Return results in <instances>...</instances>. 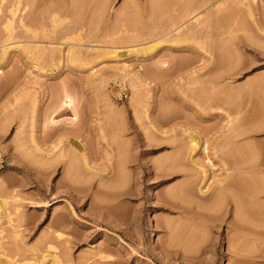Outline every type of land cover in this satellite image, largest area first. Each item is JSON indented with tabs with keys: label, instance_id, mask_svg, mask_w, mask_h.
I'll return each instance as SVG.
<instances>
[{
	"label": "rangeland",
	"instance_id": "1",
	"mask_svg": "<svg viewBox=\"0 0 264 264\" xmlns=\"http://www.w3.org/2000/svg\"><path fill=\"white\" fill-rule=\"evenodd\" d=\"M194 1L197 5L208 4L197 9L202 20L205 17L221 20L230 12L223 28L225 39L230 42L226 43L230 72L215 71L216 52L198 48L195 42L180 50L167 42L155 46L159 42L155 36L162 37L159 33L167 34L169 29H174L171 22L176 19V13L179 15L178 4L184 5L188 0L45 1V7L61 8L60 25L67 29L57 27L58 31L63 30L60 33H66H55L53 43L64 49L66 45L69 47V41H74L71 45L82 53L79 54L82 61L79 63V58L75 64L64 53L66 62L59 67L55 61L54 66L53 63L48 66L44 59L35 60L24 48L13 51V46H22L24 39L19 35L20 40L16 41L12 34L14 44L5 37L9 30L5 11L15 10L14 27L28 8L23 0L19 1L21 4L17 0L1 2L0 196L6 197V201L0 208V237L10 238L0 241L1 245L5 244L0 245V264H52L51 258L58 255L61 264L66 261L72 264H264L262 235L227 228L235 218L232 208L220 207L212 214L216 219L192 211L198 199L208 197L220 179L236 173L231 168L236 159L231 160V155L237 148L256 143L252 146L257 147L259 155L247 167L263 162L264 128L260 130L262 133H253L250 138H230L236 133V125L246 129L250 123L253 128L259 126L258 121L264 122V85L250 87L257 77H264V0H239L242 6L236 5V13L228 7L225 11V6L217 0ZM209 10L211 13L207 14ZM195 19L184 24L187 27L184 30L195 26ZM148 34L154 35L150 38ZM62 35L68 39L61 40ZM148 45L155 48L147 54L131 53ZM5 49L6 52L2 51ZM226 72L233 77L216 84L211 82L213 85L208 83ZM65 93L72 99V109H58ZM48 117H54L56 124L47 123ZM185 128L189 132L184 133ZM190 135L203 138L201 142L205 139L202 144L207 145V154L202 151V145L200 151L192 154L193 161L201 162L205 173L198 171L202 175L197 172L193 180L190 175L195 172L188 154L183 156L177 144ZM30 137L34 138V144ZM35 143L51 154L46 158V154L37 153L36 147L31 146ZM173 144L180 152H176ZM73 147L75 151L85 149L93 174L78 163L81 162L78 152L74 156L80 160H77L80 171L72 170L78 176L66 171L62 160L58 162L60 158L55 153L60 150L58 154L66 150L69 153ZM174 151L176 156L182 155L179 156L182 161L178 157H175L177 162L170 161L171 172L165 159L174 157ZM55 160L58 163L53 164ZM248 175L252 174L245 176ZM256 176L264 179V171ZM189 181L195 186L192 184L186 195L180 188L176 192L181 185L187 187L184 183ZM199 185L202 190L208 185L210 188L202 195L197 190ZM14 196L20 199L15 201ZM260 200L264 203V197ZM15 205L20 206L19 213L12 209ZM251 212L248 214H253L249 215L252 222L248 216L244 220L251 227L261 225L259 221L264 219V214L260 218V212ZM12 231L20 233L16 244L12 242L16 236ZM65 240L66 245L60 244ZM43 241L52 244L45 248L47 253L41 251L42 256L35 247L43 248L46 245Z\"/></svg>",
	"mask_w": 264,
	"mask_h": 264
},
{
	"label": "bare ground",
	"instance_id": "2",
	"mask_svg": "<svg viewBox=\"0 0 264 264\" xmlns=\"http://www.w3.org/2000/svg\"><path fill=\"white\" fill-rule=\"evenodd\" d=\"M3 0H0V4H1V2H2ZM20 0H17V3H20L19 2ZM23 1H25V3H26V7L28 8L27 9V11L25 12V13H23V14H21L19 17H18V19H17V23H16V25L14 26V27H12V25L14 24H12V20H13V18H14V16H15V10L13 9H9V10H6L5 12H6V14H7V19H5L6 21H7V25L5 24L6 22H4V24L6 25V26H8V28H9V30H8V36H5V37H7V39L10 41V39L12 40L11 42L13 43L14 41L13 40H15L16 39V41H18V40H20V39H18V37L20 38V36H22L23 37V39H24V41L23 42H21V45L22 46H20V47H15V46H13L14 48H13V51H14V49H21V50H23L24 51V49H25V52L27 51L28 52V54L27 55H29V53L31 54V55H33L32 56V58H34L35 60H37V59H41V60H43L44 59V64L46 63L48 66L50 65V63L52 64L54 61L55 62H57V65L56 66H58L59 67V65L63 62V61H65L66 62V60H64V53H65V55H66V57H68L69 59H71L70 61L72 62V63H74L75 64V62H78V60L77 59H79L80 61H79V63L82 61V59H81V55H79V54H82L81 53V51H80V49H78V48H76L75 47V45H71V42H73L74 43V41H69V44L71 45H69V47H67V43L65 44V42H64V44L66 45V47H67V49H66V52L64 51V49L66 48H64V49H59L60 47H58L57 45H56V43H53V35H55V33H56V35L58 34V33H60V31H63L62 29H65V30H67L66 29V27H62L60 24H61V17L59 16V14L58 13H60L59 11L61 10V8H60V10H59V8L57 7V9H56V7L55 8H51V7H45V1H47V0H23ZM80 1H82V0H80ZM169 1V0H168ZM181 1V0H180ZM203 2V1H202ZM201 2V3H202ZM218 4H220L221 6L223 5V6H225L224 7V9H225V11L227 10V7L228 8H231V10H233L234 8L237 10V6L236 5H238L240 2H239V0H217L216 1ZM152 3V2H151ZM180 3V2H179ZM197 2H195L194 0H188V2L186 3V4H184V5H181L180 6V4H178L179 5V7H180V11H179V15L177 16V13L175 14L176 15V19H174V20H172L173 22H171V24H172V27L174 28H172L173 30H171L170 31V29H169V31L168 32H166L167 34H165V33H159L160 35L162 34L163 36L162 37H159L157 34V36H155V40H156V38L158 37L159 39H158V44L157 45H155L156 43H154V44H152V45H155L156 47L159 45V44H161V43H163L164 44V42H167V43H169L171 46H175V47H177V48H179L178 50H180L181 48H185V45H188L190 42L191 43H193L194 44V42H195V44L198 46V48H199V46H200V48L201 49H203V47L207 50L208 49V52L211 50V51H215L216 52V54H214V62H215V64H214V68L213 69H215V71L216 70H223V71H229L230 72V70H231V68H230V66H229V61L227 60V57H228V54H227V44L228 43H230L228 40L226 41V39H225V33H226V31L224 30V32H223V28H225V26H224V23H226L228 20H229V14H230V10L229 11H227V12H229L228 13V15H225L227 18H224L225 16L223 15V18H224V20H223V18L220 20V18L218 19V17H215V18H206L205 16V19L203 18V20L201 19V17L199 18V12H198V8H200L201 6H202V4L204 5V3H206V2H203L201 5L200 4H196ZM21 4V3H20ZM103 3H101V5H102ZM160 4V3H159ZM173 4V3H172ZM207 4V3H206ZM155 5V4H154ZM208 5V4H207ZM239 5H241V4H239ZM21 6V5H20ZM98 6H99V4H98ZM155 6H157V5H155ZM155 6H153L154 8H156ZM206 6V5H205ZM222 6V7H223ZM242 6V5H241ZM103 7V5L100 7V8H102ZM152 7V8H153ZM178 7V8H179ZM221 7V8H222ZM12 8V7H11ZM220 8V7H219ZM218 8V9H219ZM26 9V8H25ZM173 9H174V7H173ZM213 9V8H212ZM224 9H222V10H224ZM235 9L232 11L233 13H234V11H235ZM157 10V9H156ZM172 10V9H171ZM178 10V9H177ZM242 10V9H241ZM2 10L0 9V13H2L1 12ZM4 11V10H3ZM101 10H99L98 12H100ZM130 11V10H129ZM218 12V11H217ZM226 12V13H227ZM231 12V13H232ZM153 13V12H152ZM155 13V12H154ZM211 13V11L209 10V12L207 13V14H210ZM225 13V14H226ZM235 13H236V11H235ZM246 13V12H245ZM162 14V13H161ZM169 14V13H168ZM64 15V14H63ZM125 15V14H124ZM153 15V14H152ZM3 16V15H2ZM119 16V15H118ZM9 17V18H8ZM197 17V18H196ZM233 17V16H232ZM196 18V19H195ZM217 18V19H216ZM192 19H195L194 20V25L195 26H193V27H188V29L187 30H184V28L186 27H184V24H186L188 21H190V20H192ZM201 19V20H200ZM9 21H11L10 23H9ZM16 21V20H15ZM119 21V20H118ZM157 24V23H156ZM193 25V24H192ZM234 25V24H233ZM59 26H61L62 27V29L60 30L59 29V31L57 30V27H59ZM171 26V25H170ZM224 26V27H223ZM241 26H242V24H241ZM161 27V26H160ZM5 28V27H4ZM7 28V29H8ZM69 28H70V26H69ZM68 28V29H69ZM75 28V27H74ZM187 28V27H186ZM185 28V29H186ZM156 30V29H155ZM17 31V33H14V32H16ZM58 31V32H57ZM149 31V30H148ZM65 32V31H64ZM64 32H62V33H60V34H64ZM120 32V31H119ZM172 32H175L170 38H166L170 33H172ZM66 33V32H65ZM140 33V32H139ZM143 33V32H142ZM141 33V34H142ZM145 33V32H144ZM153 33V32H152ZM151 33V34H152ZM12 34L15 36V39L13 38V36H12ZM59 34V35H60ZM69 34V33H68ZM141 34H140V36H141ZM151 34H148V35H150L151 37L150 38H152V36L154 35H151ZM20 35V36H19ZM113 35V34H112ZM143 35V34H142ZM228 35V34H227ZM241 35H242V33H241ZM66 36V35H65ZM147 36V35H146ZM145 36V37H146ZM229 36V35H228ZM71 37V36H70ZM143 37V36H142ZM145 37H143V38H145ZM66 38H67V36H66ZM66 38H64V35H62V37H61V40L63 39V41L64 40H66ZM71 38H73V36L71 37ZM140 38V37H139ZM56 39V38H55ZM68 39V38H67ZM131 39V38H130ZM153 39H154V37H153ZM232 39V38H231ZM249 39V38H248ZM5 41H6V39H4ZM71 40V39H70ZM73 40V39H72ZM144 41H145V39H143ZM154 40V41H155ZM201 41V43H198V41ZM57 41V40H56ZM68 41V40H67ZM80 41V40H79ZM151 42H153V40L151 41ZM6 43V42H5ZM8 43H10V42H8ZM18 43V42H17ZM227 43V44H226ZM7 44V43H6ZM14 44H16L15 42H14ZM20 44V43H19ZM57 44H59V43H57ZM75 44V43H74ZM251 44V43H250ZM261 43H259V45H260ZM18 45V44H17ZM59 45H63V44H59ZM64 45V46H65ZM77 45V44H76ZM152 45H151V47H150V45H148V46H144L142 49L141 48H139V50H135V49H133L132 50V52L131 53H134V52H136L137 54L139 53V55L140 54H147L151 49L153 50L154 48H155V46L154 47H152ZM195 45V46H196ZM258 45V46H259ZM57 46V47H56ZM245 46V45H244ZM7 47V49H9V47L8 46H6ZM247 47V46H246ZM24 48V49H23ZM63 48V47H62ZM81 48V47H80ZM176 48V49H177ZM197 48V47H196ZM114 49V48H113ZM201 49H200V51H201ZM230 49V48H229ZM199 50V49H198ZM205 50V51H206ZM2 51H4V52H6L7 50L5 49V50H2ZM9 51V50H8ZM115 51V50H114ZM3 52V53H4ZM26 52V53H27ZM112 52V51H111ZM116 52V51H115ZM207 52V51H206ZM207 52V55L209 54ZM240 52V51H239ZM2 53V52H1ZM3 53H2V55H3ZM88 53V52H87ZM108 53V52H107ZM114 53V52H113ZM112 53V54H113ZM130 53V54H131ZM5 54V53H4ZM106 54V53H105ZM109 54V53H108ZM107 54V55H108ZM111 54V53H110ZM111 54V55H112ZM211 54V53H210ZM116 55V54H115ZM210 56V58H211V55H209ZM212 57H213V54H212ZM82 58H83V56H82ZM201 58H203V57H201ZM200 58V59H201ZM29 59H30V56H29ZM67 59V58H66ZM85 59V58H84ZM91 60V59H90ZM32 61V60H31ZM40 61V60H39ZM38 61V62H39ZM86 61V60H85ZM200 61V60H199ZM232 61V60H231ZM36 62V61H35ZM68 62H69V60H68ZM70 62V63H71ZM200 62H204V61H200ZM209 63H211V61H208ZM71 63V64H72ZM78 63V64H79ZM201 63V64H202ZM207 63V62H206ZM205 63V64H206ZM235 63V62H234ZM247 63V62H246ZM41 64H42V61H41ZM54 64L55 63H53V66H54ZM163 65V64H162ZM47 66V67H48ZM88 67H89V65H87ZM91 66V65H90ZM40 67V66H39ZM201 67V66H200ZM204 67V65L202 66V68ZM211 67V66H210ZM251 67V66H250ZM43 68V67H42ZM202 68H200V69H202ZM238 68V67H237ZM198 69V68H197ZM250 68H247L246 70H249ZM153 70V69H152ZM244 70V69H243ZM40 71V70H39ZM158 71V70H157ZM209 71L211 72V70L209 69ZM214 71V70H213ZM154 72H156V70L154 71ZM210 72H208L207 71V74L208 73H210ZM226 72V74H228V76H226L225 77V73H223L224 74V76H223V74H219V75H217L214 79H212V81H209L208 83H210V84H216L217 82H219V81H221V80H224L225 78H232L233 77V74H230V73H227ZM232 72V71H231ZM237 72H238V70H237ZM239 72H241V71H239ZM238 72V73H239ZM0 73H1V71H0ZM158 73V72H157ZM156 73V74H157ZM155 74V75H156ZM205 74V73H204ZM237 74V73H236ZM152 76H153V74H152ZM204 76H206V75H204ZM210 76V75H209ZM208 77V76H207ZM203 78V77H202ZM211 79V77L209 78V80ZM256 80V79H255ZM205 81H208V79H206ZM212 82V83H211ZM250 82V81H249ZM212 84V85H213ZM252 85H254V86H257L258 88L259 87H262L263 85H264V77H260L259 79H258V77H257V80L256 81H254V82H252L251 84H250V87L252 86ZM248 86H249V84H248ZM247 89V88H246ZM224 91V90H223ZM192 94V93H191ZM241 95H242V93H241ZM214 96V95H213ZM230 96V95H229ZM212 97V96H211ZM231 97H233V95L232 96H230V98ZM262 98V97H261ZM233 99V98H232ZM261 103V102H260ZM54 107V106H53ZM59 107V108H58ZM57 108L58 109H61V110H63V109H65V108H71L72 109V107H73V102H72V99H71V97L69 96V95H67V93H65V96H64V100L61 102V104H60V106H58ZM54 118V117H53ZM52 117H48L47 118V120H45L47 123H49V124H56L55 123V121H54V119H53ZM74 118H76V117H74ZM74 118H73V120H74ZM72 120V121H73ZM233 121V120H232ZM232 121H231V123H232ZM261 121V120H260ZM258 121L257 122V124L259 125V126H257V125H255V126H257V127H254L253 126V128H250V127H252V123H250V127H248V125H246V129H244L245 128V126L244 127H241V128H239L237 125H236V127L238 128H234L235 130L234 131H236V133H234V134H232V136L234 135V137H232L233 139H231L230 138V140H234V139H242V138H247V137H249L251 134H253V133H259V132H261V131H263L262 130V128H264V122L263 121ZM241 122V121H240ZM246 122V121H245ZM244 122V123H245ZM253 122V121H252ZM261 124H260V123ZM45 123V122H44ZM46 123V124H47ZM229 124V123H228ZM233 124V123H232ZM243 124V123H242ZM247 124V123H246ZM254 124V123H253ZM75 125V124H74ZM262 125V126H261ZM174 126V125H173ZM241 126V125H240ZM248 127V128H247ZM44 128V124L42 125V129ZM243 128V129H242ZM31 129V128H30ZM231 129V128H230ZM237 129V130H236ZM229 130V129H228ZM261 130V131H260ZM153 131V130H152ZM183 131V130H182ZM184 133H187V132H189L186 128L184 129ZM259 131V132H258ZM42 132V131H41ZM166 133V132H165ZM168 133V132H167ZM166 133V134H167ZM262 133V132H261ZM27 134V133H26ZM64 134V133H63ZM162 134V136L164 135L163 133H161ZM165 134V135H166ZM169 134V133H168ZM65 135V134H64ZM63 135V136H64ZM187 135V134H186ZM61 137H62V135H61ZM250 137H252V136H250ZM249 137V138H250ZM31 138V137H30ZM36 138V137H35ZM60 138V137H59ZM248 138V139H249ZM203 139V138H202ZM202 139H200V138H198L197 137V135H190L189 137H187V138H184V141H180V142H178L177 144H178V148H179V150L181 151V154L183 155V154H188V156L187 157H189V159H190V166H192L194 169V172L195 173H191V178H192V180H193V177H195V175H198V171H200L201 170V173L203 174L204 172H202V169L204 170V167L202 166V164H201V162H200V164H198L199 162H197L196 160V162L195 161H193L194 159L193 158H195V157H193L192 156V154L194 153V152H196L197 150L198 151H200V147H201V145L203 146V144L202 143H204L205 142V139H204V142H201V140ZM41 140V139H40ZM174 140V139H173ZM31 141H32V143L34 144V138H31ZM175 141L177 142L178 141V139L176 140L175 139ZM225 141V140H224ZM53 142V141H52ZM163 142V141H162ZM166 142V141H165ZM173 141H170V143H172ZM176 142H174V143H176ZM231 142V141H230ZM31 143V144H32ZM38 143V142H37ZM164 143V142H163ZM235 143V142H234ZM57 144H59V143H57ZM251 144V145H250ZM255 144V146H256V143H254ZM253 143H249L248 145H246L245 146V148L243 149H239V148H237V150H236V152H235V154L234 155H231V156H233V157H231V160H233V158H234V160H235V162H233V164H232V166L233 167H231V168H233L234 170H235V174H229V175H227L225 178H223V179H220V181L218 182V184L215 186V188H213L212 190H211V192H210V195L208 196V197H203L202 198V200H199L198 199V202L197 203H195L194 205V207H193V212L194 213H197V214H199V215H202V216H204V217H206L207 219H216L214 216H212V214L213 213H216V211L218 212L219 210V208L220 207H224V206H228L229 208H232V211H233V217H235L234 218V220L233 221H231V222H229L228 224H227V228L228 229H230L231 231H239L240 232V230L241 231H248V232H251V233H255V234H258V235H262L261 237H264V225H262V223L264 224V219L262 220V218H261V213H263L264 214V203H261V198H263L264 197V179L263 178H259L258 176H256V175H259L260 173H262L263 171H264V159L262 160L263 162H261L260 163V161H259V163L260 164H258L257 166H252L251 165V167H247V165L248 166H250V164H251V162L254 164V159H256L255 157H257V155H259V154H256L257 152H256V148L257 147H255V146H252V145H254ZM39 144H36L35 143V145H31V146H35L36 147V152L38 153H42V154H46V158H47V155H50L51 154V152H49V153H47L48 152V150H47V152H44L45 150L42 148V145L41 146H38ZM45 144H43V146H44ZM52 145V144H51ZM174 146H175V144H173ZM205 145V144H204ZM46 146V145H45ZM50 146V145H49ZM57 146V145H56ZM207 145H205V146H203L204 148H203V152H205L206 151V154H207V147H206ZM247 146H248V148H247ZM58 147V146H57ZM57 147H55L54 149H56ZM231 147V146H230ZM49 148V147H48ZM71 148H72V146H71ZM74 148V147H73ZM127 148V147H126ZM177 148V149H178ZM77 149V148H76ZM175 149H176V146H175ZM176 149V152L178 153V152H180V151H178ZM239 149V150H238ZM74 150V153L72 152ZM80 150V151H79ZM79 150H77V151H75V148L74 149H72L71 151L69 150L68 152L69 153H67L66 151L64 152L63 150V154L61 153V154H58L60 151H58V153L56 152L55 154H56V156H58L60 159L58 160L57 158H55V156H54V159H57L58 160V162L60 161L61 162V160L64 162V166H65V168H66V171H76V172H78V170H77V168H79V164H77V160H79V158L77 159L76 158V156H74V154H75V152H78L79 153V156H80V160H81V162H78V163H81L82 165H81V167L83 168V165L85 166V168L88 170V171H91V173L93 174V172H92V168L91 167H89V161H88V157H87V154H86V152H85V149L84 148H82V149H79ZM50 151V150H49ZM54 151V150H53ZM88 151V150H87ZM183 151V152H182ZM259 151V150H258ZM55 152V151H54ZM71 152L73 153V155L71 154ZM64 153H67V154H64ZM78 153H76V155L78 156ZM174 153H175V151H174ZM198 153V152H197ZM234 153V152H233ZM261 153V152H260ZM58 154V155H57ZM185 154V155H186ZM196 154V153H195ZM206 154H204V155H206ZM177 154L175 153V156L173 157V155H170L172 158H170L169 156H167V158L165 159V161H167V163H166V165H168V166H170V167H168L169 169V171H171V169H172V164L170 165L169 163H171L172 162V160H176L175 159V157H178V159L180 160L181 158H179V156H180V154H178V156H176ZM181 155V156H182ZM185 155H183V156H185ZM263 155V154H262ZM44 156V155H43ZM180 156V157H181ZM53 157V156H52ZM51 157V158H52ZM169 157V158H168ZM207 157V156H206ZM42 158V157H41ZM165 158V157H164ZM183 158V157H182ZM229 158V157H228ZM50 159V158H49ZM53 159V158H52ZM187 159V158H186ZM47 160V159H46ZM57 160H55V161H53V164L56 162V163H58L57 162ZM79 160V161H80ZM206 160L210 163V161L211 160H209V158H206ZM205 160V161H206ZM233 160V161H234ZM49 161V160H48ZM128 161V160H127ZM164 161V160H163ZM163 161H162V164H163ZM165 161H164V163H165ZM171 161V162H170ZM174 161H173V163H174ZM180 161H182V159L180 160ZM221 161V160H220ZM122 162V161H121ZM175 162H177V161H175ZM55 163V164H56ZM120 164V163H119ZM122 164V163H121ZM180 164V163H179ZM181 164H182V162H181ZM174 165H175V163H174ZM187 165V164H186ZM229 165H230V163H229ZM117 166V165H116ZM162 166V165H161ZM165 165L163 164V169L165 168L164 167ZM182 166H183V164H182ZM213 166V165H212ZM231 166V165H230ZM80 167V168H81ZM118 168L116 169V170H119L120 171V166H117ZM123 167V166H122ZM176 166H174V168H175ZM180 167V166H179ZM84 168V169H85ZM160 168V167H159ZM184 168V167H183ZM167 168H165V170H166ZM177 169V168H176ZM179 169V168H178ZM82 170V169H81ZM86 170V171H87ZM93 170H95V169H93ZM189 170V169H188ZM192 170V169H191ZM196 170V171H195ZM72 171V172H73ZM80 171V170H79ZM96 171V170H95ZM233 171V170H232ZM76 172H73L74 174H76ZM101 172V171H100ZM153 172V171H152ZM158 172V171H157ZM171 172H173V171H171ZM198 172V173H197ZM231 172V171H230ZM116 173H118V171L116 172ZM120 173H121V171H120ZM123 173V172H122ZM125 173V172H124ZM252 174V175H248V176H245L246 174ZM67 174V173H66ZM79 174V173H78ZM97 174V173H96ZM119 174V173H118ZM200 174V173H199ZM202 174H200V175H202ZM205 174V173H204ZM70 175V174H69ZM77 175V174H76ZM75 175V176H76ZM88 175H90V174H88ZM98 175V174H97ZM78 176V175H77ZM76 176V177H77ZM94 176H95V172H94ZM171 176V175H170ZM92 177H93V175H92ZM127 177V176H126ZM162 177V176H161ZM164 177H166V175L164 176ZM169 176H167V179H169L168 178ZM204 177V176H203ZM79 179V178H78ZM166 179V178H165ZM201 179H202V176H201ZM104 180V179H103ZM202 181V180H201ZM106 182V181H105ZM121 182V181H120ZM195 182V181H194ZM204 183V182H203ZM85 184V183H84ZM105 184V183H104ZM184 184H186V185H188L187 187H184V186H179L177 189H175L176 190V192L179 190V188L182 190H179V191H181L182 192V194H185V192H188V191H190V189H192V184H194V183H191V181H189L188 183L186 182V183H184ZM190 184V185H189ZM88 185V184H87ZM203 185V184H202ZM205 185V184H204ZM174 186V185H173ZM194 186H195V184H194ZM200 186V185H199ZM69 187V186H68ZM67 187V190L68 191H71V188H68ZM186 188L185 190H187V191H184V188ZM204 188V187H203ZM209 185L207 186V188H206V190L208 191L209 190ZM73 189V188H72ZM74 190V189H73ZM198 193L199 194H202V195H204L207 191L205 190V188L202 190V187L200 186L198 189ZM174 191V189L172 190V192ZM205 191V192H204ZM2 193H4V192H2ZM174 193V195H175V191L173 192ZM178 193H180V192H178ZM178 193H176L177 195H178ZM13 194H15V193H13ZM169 194H170V192H169ZM8 196V194H5V196ZM186 195V194H185ZM188 196H191L190 194H187ZM179 196V195H178ZM177 196V197H178ZM17 197H19V196H14L13 198H17ZM166 198V197H165ZM191 198V197H190ZM4 199H6V197L5 198H2L1 196H0V208L2 207V205L4 204L3 202H5L4 201ZM9 199V198H8ZM17 199H20V198H17ZM15 200V201H18V200ZM173 199V198H172ZM201 199V198H200ZM195 200V199H194ZM193 200V201H194ZM260 201V202H259ZM189 202V201H188ZM187 202V203H188ZM196 202V201H195ZM17 204V203H16ZM189 204V203H188ZM5 205H6V203H5ZM4 205V206H5ZM18 205V204H17ZM13 206V205H12ZM16 206V205H15ZM12 209H15L16 210V212L17 213H19V209H20V206H16L15 208H12ZM227 209V208H226ZM252 210H255V213H257V212H260V214L258 213V216H260V218H261V221H262V223H261V221H259V223L261 224V225H255V227H254V224H253V227H251V223H247V222H249L248 220H250L249 218L251 217V215L253 216V214H248V213H250ZM110 211V210H109ZM224 211V210H223ZM15 212V211H14ZM1 213H2V211H1ZM6 213V212H5ZM252 213V212H251ZM254 213V212H253ZM255 213H254V215H255ZM4 214V213H3ZM16 214V213H15ZM248 214V215H247ZM2 215V214H1ZM224 215V214H223ZM249 215H250V217H249ZM246 216H248L247 218H248V220L247 219H245L244 220V218L246 217ZM256 216V215H255ZM263 216V215H262ZM2 217V216H1ZM4 217V216H3ZM16 217V216H15ZM1 219V218H0ZM59 219H61V218H59ZM255 220V219H254ZM258 221H257V223L256 224H258ZM1 222V221H0ZM208 222V221H207ZM250 222H252L251 220H250ZM208 224V223H207ZM56 225V224H55ZM211 225V224H210ZM180 226V225H179ZM19 227V226H18ZM165 228H166V226H165ZM1 229V228H0ZM20 229V228H19ZM3 230V229H2ZM167 230V229H166ZM18 231V230H17ZM17 231H12V234H15L14 236V238H13V243L14 244H16L17 243V241H16V239L19 237L20 238V233L19 232H17ZM227 231V230H226ZM244 231V232H245ZM5 232V231H4ZM7 232V231H6ZM0 233H1V231H0ZM18 233H19V235H18ZM194 233V232H193ZM196 233H198V232H196ZM202 233V232H201ZM203 234V233H202ZM242 234V233H241ZM211 235V234H210ZM251 235V234H250ZM45 236V235H44ZM2 237V236H1ZM0 237V241L2 240V242H3V240H5V239H9V238H4V237H2L1 238ZM6 237V236H5ZM202 237V236H201ZM238 237V236H237ZM18 238V239H19ZM45 238V237H44ZM206 238V237H205ZM242 237H240L239 238V240L241 239ZM258 238V237H257ZM17 239V240H18ZM23 239V238H22ZM59 239V238H58ZM262 239V238H261ZM47 240V239H46ZM50 240H53V238L52 239H50ZM188 240V239H187ZM256 240V239H255ZM11 241V240H10ZM55 241V240H54ZM1 242V243H2ZM43 242H45V241H43ZM186 242V241H185ZM237 242V241H236ZM246 242V241H245ZM254 242V241H253ZM1 243H0V245H1ZM5 243H8V242H5ZM40 243V242H39ZM42 243V242H41ZM40 243V244H41ZM52 244L50 241H46L45 242V246H43V248H37V247H35V250H36V252H38V251H44V254H45V252H46V250H47V248L50 246V244ZM68 242H67V240H65V241H63V243H61L60 242V244H63V245H66ZM235 243V242H234ZM9 244H11V243H9ZM9 244H7V245H9ZM20 244V243H19ZM237 244V243H236ZM236 244H235V246H236ZM262 244V243H261ZM3 245V244H2ZM1 245V246H2ZM5 245V244H4ZM4 245H3V247H4ZM6 245V246H7ZM12 245V244H11ZM43 245V244H42ZM171 245H173V244H171ZM199 245V244H198ZM234 245V244H233ZM10 246V245H9ZM9 246H7V247H9ZM17 246V245H16ZM241 246H242V244H241ZM40 247H42V246H40ZM65 247V246H64ZM19 248V247H18ZM17 248V249H18ZM45 248H46V250H45ZM50 248V247H49ZM52 248V247H51ZM246 248V247H245ZM9 249V248H8ZM40 249H42V250H40ZM195 249V248H194ZM229 249V248H228ZM256 249V248H255ZM23 250V249H22ZM34 250V249H33ZM34 250V251H35ZM196 250V249H195ZM9 251V250H8ZM19 251V250H18ZM31 251V250H30ZM33 251V252H34ZM252 251V250H251ZM32 252V253H33ZM39 252V253H40ZM254 252V251H253ZM6 253V252H5ZM47 253V252H46ZM228 253V252H227ZM235 253V252H234ZM11 254V253H10ZM43 253L41 252V255H42ZM43 254V255H44ZM68 254V253H67ZM255 254V253H254ZM36 255V254H35ZM38 255V254H37ZM41 255H40V257H41ZM42 255V256H43ZM238 255V254H237ZM18 256V255H17ZM59 256V255H58ZM58 256H54V257H52L51 258V263L52 264H61V259L58 257ZM175 256V255H174ZM43 258H45V256L43 257ZM9 259V258H8ZM8 259H7V261H8ZM45 259H42V262L44 261ZM64 260H65V258H64ZM6 261V260H5ZM10 262V261H9ZM4 263V262H3ZM3 263H1V264H3ZM12 263V262H11ZM41 263V262H40ZM50 263V262H49ZM48 263V264H49ZM63 263V262H62ZM8 264H10V263H8ZM64 264H72L71 262H69V261H66Z\"/></svg>",
	"mask_w": 264,
	"mask_h": 264
}]
</instances>
